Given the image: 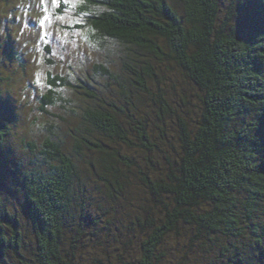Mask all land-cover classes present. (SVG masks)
<instances>
[{
  "label": "trees",
  "instance_id": "trees-1",
  "mask_svg": "<svg viewBox=\"0 0 264 264\" xmlns=\"http://www.w3.org/2000/svg\"><path fill=\"white\" fill-rule=\"evenodd\" d=\"M73 14L90 82L49 67L40 101L70 109L74 143L56 123L29 142L42 166L0 193V264H264V0H84Z\"/></svg>",
  "mask_w": 264,
  "mask_h": 264
},
{
  "label": "rangeland",
  "instance_id": "rangeland-1",
  "mask_svg": "<svg viewBox=\"0 0 264 264\" xmlns=\"http://www.w3.org/2000/svg\"><path fill=\"white\" fill-rule=\"evenodd\" d=\"M83 1L0 0V117L8 119L14 125L12 134L0 148V193L11 195L16 189L17 181L26 171L42 166L40 158L35 159L37 151L29 150V142L42 143L48 136L47 125L56 123L57 133L64 138L66 147L74 143L69 129L75 127L77 120L70 109L67 106L50 105L43 110L40 100L48 91L49 67L53 74L73 73L71 82L74 84L76 75L83 76L85 82H90L88 71L96 60L93 56H85L91 51L83 48L84 33H73L67 28L74 22L73 13ZM61 5H65L66 9L60 14L58 10L62 8ZM83 21L84 19L81 20ZM114 48L116 53H120L118 45ZM45 57L52 60L49 66ZM98 57L100 61H105L103 56ZM111 58L121 66L117 54H112ZM127 76L123 70V77L119 79L126 80ZM93 85L97 86L98 92L103 96L118 92L114 81L104 77H95ZM76 89L78 88L66 84L62 91L70 99V107L73 108L82 102ZM168 137H172L171 130ZM95 186H87V190L96 201L100 193ZM120 204L121 202L111 209L112 214L110 210L113 219H118L120 212L122 215L129 212L128 203L122 207H119ZM11 206L19 207L21 214L19 202L13 201ZM175 264L181 263L177 260Z\"/></svg>",
  "mask_w": 264,
  "mask_h": 264
}]
</instances>
